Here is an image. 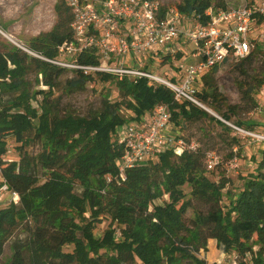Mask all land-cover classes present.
Here are the masks:
<instances>
[{
  "label": "trees",
  "instance_id": "1",
  "mask_svg": "<svg viewBox=\"0 0 264 264\" xmlns=\"http://www.w3.org/2000/svg\"><path fill=\"white\" fill-rule=\"evenodd\" d=\"M211 7L228 5L225 0H183L175 8L204 22ZM55 12L52 30L29 41V48L42 58L15 46L0 51V167L8 187L19 195L18 202L0 208V264H209L198 254L208 251L210 240L233 254L238 264H248V258L264 264V149L255 172L244 178L228 204L223 198L230 180H211L200 150L166 151L121 177L117 161L125 146L117 131L130 123L124 110L132 113L131 121H140L166 104L177 126L216 118L193 104L177 102L165 85L85 74L51 63L58 58V47L73 38V14L64 0L55 5ZM255 56L235 69L251 66ZM78 62L100 64L93 52L82 53ZM218 71L216 67L203 77L198 97L229 122L239 107L226 104ZM68 72L75 77L64 82ZM30 75L45 89L33 91ZM241 75L246 77V71ZM95 80L115 82L121 100L105 97L102 107L88 117L63 112L55 96L62 83L64 90L74 92ZM238 85L242 100H253L264 79L241 80ZM10 140L18 160L4 158ZM165 196L168 200L156 204ZM190 209L193 218L187 217ZM105 218L118 228L96 238V226ZM7 245L12 255L1 263Z\"/></svg>",
  "mask_w": 264,
  "mask_h": 264
},
{
  "label": "built area",
  "instance_id": "2",
  "mask_svg": "<svg viewBox=\"0 0 264 264\" xmlns=\"http://www.w3.org/2000/svg\"><path fill=\"white\" fill-rule=\"evenodd\" d=\"M64 1L73 14V38L58 47V58L50 60L51 63L85 74L106 73L135 80L147 79L151 84L168 87L177 102H188L206 112L210 110L199 99L198 92L203 89L202 79L207 73L226 61L238 63L251 55L264 56V0H244L239 6L227 9L211 7L205 12L204 22L176 8H165L156 0ZM184 19L187 27L183 26ZM0 33L13 41L1 28ZM184 43L193 46L191 57L194 62L172 69L171 80L139 67L142 59L153 63L174 60L175 55L184 51ZM14 44L24 52L42 58L28 46L19 42ZM84 52H93L100 64L78 62ZM217 118L239 133L264 141V134H253ZM172 123L170 107L161 104L140 121L125 123L118 129V138L125 146L123 156L117 161L121 177L129 169L155 162L166 151L181 154L185 150H198L196 144L178 139ZM221 164L217 155H206L209 171ZM238 167L236 156L230 162V170ZM0 178V194H8L10 203L18 202L19 195L2 178L1 167Z\"/></svg>",
  "mask_w": 264,
  "mask_h": 264
},
{
  "label": "rangeland",
  "instance_id": "3",
  "mask_svg": "<svg viewBox=\"0 0 264 264\" xmlns=\"http://www.w3.org/2000/svg\"><path fill=\"white\" fill-rule=\"evenodd\" d=\"M60 1L61 0H0V28L13 40L11 41L0 33V51L13 46L16 47L14 42H19L29 47L31 38L38 36L40 33L52 30L57 22L55 5ZM156 1L166 8H175L183 0ZM225 1L228 7H237L244 0ZM187 21H190V18ZM182 23L183 26L187 27L188 23H186L185 19L182 20ZM183 47L184 51L178 53L181 55L180 58L175 57V59H171L170 62L168 59L163 63H153L147 59H142V62L139 63V67L151 70L163 79L171 80L174 74L172 69L176 70V66H185L194 62V59L191 57L193 46L189 43H184ZM66 59L70 60V58ZM238 63L235 61H226L219 67V71L216 75L220 90L227 99L226 104L239 107L237 114L233 115L229 122L234 124L239 121L243 124L242 128L244 130L252 132L253 134H264V85L254 93L253 100L246 99V101L242 100V93L238 85V82L241 80L256 83L264 79V56L258 54L253 58L251 66L235 69V65ZM132 65H135V63H132ZM243 71H246V77L245 75H241ZM74 77V73L68 72L63 80L65 82L66 79ZM29 79L33 83V91L45 89L42 85L38 86L34 83L35 75H30ZM64 82L62 83L61 89L55 94L60 100V107L63 112L76 116L88 117L102 107L105 97H108L112 102L121 100L115 82L95 80L89 82L85 89L74 92L64 90ZM254 102L257 104L255 108L253 107ZM33 105L36 108L39 107L37 101H34ZM206 106L213 110L217 116L223 118L222 115L217 113L211 106L207 104ZM223 111H226V107ZM124 114L127 116V122L135 123V121H131V112L124 110ZM209 115L215 117L210 113ZM215 118V120L208 117L198 121L183 122L180 126L172 123V126L175 128L178 139L184 140L187 144H196L198 150L204 152L205 155L215 154L220 158L222 164L212 171L207 169V174L211 180L217 181L224 176L230 180V184L226 190L227 194H225L223 198V204H228L229 199H231L230 197L235 196V194H238L241 190L244 178L255 172L261 152L264 149V141L239 133L219 118ZM8 149L9 151L4 157L5 160H18L19 154L16 150L14 140L9 141ZM236 156L239 167L235 170H230V162ZM185 191L188 193L189 188L186 187ZM0 196V208L7 207L10 204L9 195L0 194ZM165 200H168L167 196L161 201H156V204H163ZM196 207L200 208L201 206L196 204ZM187 217H194L192 209L188 211ZM110 225L111 220L109 218L103 219V221L96 226L94 233L95 237L102 239L107 230L118 228L117 224H113L112 227H110ZM115 238H118V233H115ZM11 255L12 251L10 246L7 245L1 263L6 262ZM198 256L202 259H206L209 264H238L233 254H225L218 249L216 243L211 241H208V251L201 250ZM248 264H253L250 258H248Z\"/></svg>",
  "mask_w": 264,
  "mask_h": 264
},
{
  "label": "water",
  "instance_id": "4",
  "mask_svg": "<svg viewBox=\"0 0 264 264\" xmlns=\"http://www.w3.org/2000/svg\"><path fill=\"white\" fill-rule=\"evenodd\" d=\"M208 113H210L211 115L217 117L214 113H211L210 111H207Z\"/></svg>",
  "mask_w": 264,
  "mask_h": 264
},
{
  "label": "crops",
  "instance_id": "5",
  "mask_svg": "<svg viewBox=\"0 0 264 264\" xmlns=\"http://www.w3.org/2000/svg\"><path fill=\"white\" fill-rule=\"evenodd\" d=\"M0 181H1V178H0ZM211 242H213V243H216V241L215 240H210Z\"/></svg>",
  "mask_w": 264,
  "mask_h": 264
},
{
  "label": "bare ground",
  "instance_id": "6",
  "mask_svg": "<svg viewBox=\"0 0 264 264\" xmlns=\"http://www.w3.org/2000/svg\"><path fill=\"white\" fill-rule=\"evenodd\" d=\"M209 110H210L212 113H214L213 110H211V109H209ZM214 114H215V113H214Z\"/></svg>",
  "mask_w": 264,
  "mask_h": 264
}]
</instances>
